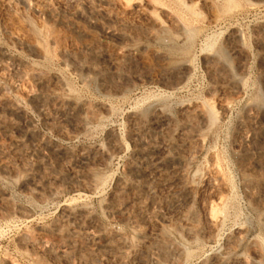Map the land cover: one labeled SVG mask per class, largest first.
<instances>
[{"label": "rangeland", "instance_id": "obj_1", "mask_svg": "<svg viewBox=\"0 0 264 264\" xmlns=\"http://www.w3.org/2000/svg\"><path fill=\"white\" fill-rule=\"evenodd\" d=\"M145 1L0 0V264H264V0Z\"/></svg>", "mask_w": 264, "mask_h": 264}, {"label": "bare ground", "instance_id": "obj_2", "mask_svg": "<svg viewBox=\"0 0 264 264\" xmlns=\"http://www.w3.org/2000/svg\"><path fill=\"white\" fill-rule=\"evenodd\" d=\"M146 1H147V0H146ZM146 1H145V2H146ZM149 1H150V0H149ZM180 1H181V0H180ZM88 2H89V1H88ZM152 2H154V0H153ZM156 2H157V1H156ZM146 3H148V2H146ZM150 3H151V1H150ZM157 3H158V5H159L160 1L157 2ZM181 3H182V2H180V4H181ZM90 4H91V2H90ZM148 4H149V3H148ZM160 4H161V3H160ZM177 4H178V3H177ZM182 4H183V3H182ZM154 5H155V2H154ZM183 5H184V4H183ZM183 5H181V6H183ZM91 6H92V5H89V7H91ZM162 6H163V4H162ZM162 6H161V7H162ZM185 6H186V5H185ZM185 6H184V7H185ZM230 6H231V5H230ZM234 7H235V6H234ZM236 7H237V6H236ZM166 8H167V7H166ZM186 8H187V6H186ZM237 8H238V7H237ZM96 9H97V8H96ZM180 9H181V8H180ZM187 9H189V7H188ZM232 9H233V8H232ZM89 10H90V9H89ZM91 10H92V12L94 11V13L97 14V13H96V10H95V7L92 6ZM97 10L103 11V10H101V9H99V8H98ZM181 10H182V9H181ZM230 10H231V9H230ZM235 10H236V8H235ZM103 12H106V11H103ZM170 12H172V11L170 10ZM167 13H168V12H167ZM180 13H181V12H180ZM184 13H185V12H184ZM190 13H192V12H190ZM238 13H239V12H238ZM238 13H237V14H238ZM89 14L92 15L91 13H89ZM99 14H101V13L99 12ZM99 14H97V15H99ZM103 14H104V13H103ZM187 14H188V13H187ZM196 14H197V13H196ZM196 14H194V16H195ZM229 14H231L230 11H229ZM97 15L94 16V19H95V17H96ZM107 15H109V13H107ZM185 15H186V14H185ZM192 15H193V14H192ZM231 15H232V14H231ZM188 16H189V15H188ZM197 16H198V15H197ZM218 16H219V15H218ZM229 16H230V15H229ZM91 17H92V16H91ZM110 17H111V16H110ZM110 17H109V18H110ZM210 17L212 18L213 15L210 16ZM215 17H216V16H215ZM215 17H214V19H215V21H217V19H216L217 17H216V18H215ZM96 18H97V17H96ZM184 18H185V17H184ZM190 18H191V17H190ZM98 19H99V18H98ZM110 19H111V20H114V19H112V18H110ZM110 19H109V20H110ZM209 19H210V18H209ZM212 19H213V18H212ZM212 19H211V21H212ZM214 19H213V20H214ZM218 19H219V17H218ZM195 20H196V19H195ZM90 21H92V20H90ZM157 21H158V20H157ZM109 22H110V21H109ZM178 22H179V21H178ZM190 23H191V22H190ZM196 30H197V29H196ZM186 31H190V30H186ZM191 31H192V29H191ZM199 31H200V30H199ZM199 31H198V32H199ZM105 32H106V31H105ZM107 33H108V32H107ZM191 34H193V37H191V38H194V32L191 33ZM196 34H197V33H196ZM189 35H190V34H189ZM232 35H233L234 39L236 40V39H238V37H239V32H238V31H234ZM241 36H242V35H241ZM231 37H232V36H231ZM242 37H243V36H242ZM187 39H188V38H187ZM242 39H243V38H242ZM235 40H234V41H235ZM191 45H192V44H191ZM234 45H235V44H234ZM236 46H237V45L232 46V50H233V52H234V51L237 52ZM237 48H238V47H237ZM202 49H203V48H202ZM240 49H241V47H240ZM240 49H239V50H240ZM206 50L208 51V50H209V47H208L207 49H205V51H206ZM232 50H231V51H232ZM239 50H238V52L241 51V50H240V51H239ZM130 52H131V51L129 50L128 53H130ZM214 53H217V52H214ZM208 54H209V53H208ZM211 54H212V53H211ZM211 54H210V55H211ZM232 54H233V53H232ZM241 55H242V54H241ZM97 56H98V55H97ZM107 56H108V55H107ZM212 56H213V55H212ZM103 57H104V56H103ZM110 57H111V56H110ZM108 59L110 60V58H108ZM106 60H107V58H106ZM111 60H113V59H111ZM188 61H189V60H188ZM188 61H187L186 63H188ZM113 63H114V62H113ZM186 63H185V64H186ZM190 63H191V61H190ZM111 64H112V63H111ZM185 64H184V65H185ZM241 64H242V63H241ZM188 65H189V64H188ZM188 65L185 66L184 69L188 68V67H189ZM242 65H243V64H242ZM212 70H213V69H211V71H212ZM182 72H183V71H182ZM213 74H214V73H213ZM213 117H214V116H213ZM213 119H214V118H213ZM154 152H155V151H154ZM143 154H144V153H143ZM155 154H157V153H155ZM145 156H146V155H145ZM147 157H150V156H147ZM156 157L158 158L159 156L157 155ZM152 158H153V157H152ZM154 159H155V157H154ZM157 167H158V166H157ZM157 167H156V168H157ZM154 171H155V170H154ZM154 171H153V172H154ZM149 173H150V172H149ZM93 175H94V174H93ZM97 178H98V175H97V174L94 175V176H92V181H95ZM98 179H99V178H98ZM94 184H96V183H94ZM90 234H91V233H90ZM92 234H93V233H92ZM91 236H92V235H91ZM158 240H159V239H158ZM123 243H124V242H123ZM109 245H110V244H109ZM218 261H219V260H218ZM218 261H217V263H219ZM215 263H216V261H215Z\"/></svg>", "mask_w": 264, "mask_h": 264}]
</instances>
